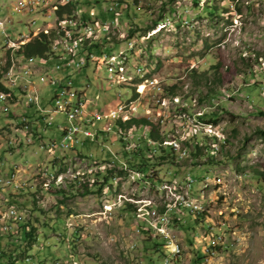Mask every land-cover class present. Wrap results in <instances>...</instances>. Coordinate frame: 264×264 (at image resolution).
I'll list each match as a JSON object with an SVG mask.
<instances>
[{"label": "rangeland", "instance_id": "1", "mask_svg": "<svg viewBox=\"0 0 264 264\" xmlns=\"http://www.w3.org/2000/svg\"><path fill=\"white\" fill-rule=\"evenodd\" d=\"M65 1L50 0L52 14L55 5H63ZM0 2L8 4V0ZM127 3L129 10L111 27L108 43H119L108 47V55L117 56L113 68L97 60L92 63L96 66L91 65L94 72H98L99 65L111 71L114 83L139 89L140 96L128 110V116L139 117L141 114H132L133 110L146 104L149 91L154 90L156 102L147 106L151 113H157V118L146 113L143 116L158 124L167 115L160 124L167 146L172 138H181L185 145L183 140L195 136L199 146L209 148H203L198 157L187 148L185 157L175 155L174 162L160 161L150 167L145 178H134L133 172L137 170L122 164L124 150L133 145L124 149V145L113 144V137H109L103 145L87 140L85 145L76 147L79 153L74 149L51 152L45 142L42 144L47 149L37 143L18 145L13 140L14 130L25 136L29 126L7 128L5 123L0 128V179L3 180L0 181V223H5V219L12 225L9 230L16 233L17 226L7 218L14 208L23 217L22 221L30 217L37 220L38 226V239L28 253L29 260L20 255V260L13 264H154L161 259L154 254L152 245L156 236L154 220L163 216L171 219L170 231L181 247L172 264H264V175L256 174L264 173V0H137L136 3L128 0ZM214 5L216 9L208 13L207 6ZM102 11L104 8H97L98 16H102L99 13ZM6 13L2 9L0 18ZM10 14L14 21L24 19L17 13ZM77 15L75 20L83 25L100 20V17L83 18L80 7ZM55 20L49 24V30L56 29ZM130 29H135L136 37L129 38L133 39L134 48L128 50L129 60L117 65L121 61L119 50L125 48ZM21 31L25 28L19 23L7 28L14 40ZM1 51L5 53V48ZM62 52L59 48L58 54ZM3 60L0 72L8 63L5 55ZM33 61L26 66L31 68L28 69L31 74L38 63L55 64L52 60ZM15 64L21 65L13 62L9 72L16 70ZM139 64L145 65L147 78L136 83L134 79L140 78L136 69L142 68ZM217 64L219 79H215ZM88 68L86 73L92 75V67ZM192 70L197 75L204 74L208 83L201 78L197 84ZM53 76L47 74L48 84ZM149 80L158 82L160 89L145 88ZM172 85L177 86L174 95L166 92ZM77 86L74 83L72 89L79 91ZM39 88L42 96L52 92V88ZM113 91H107L110 98ZM143 91L145 96H141ZM127 95L131 97L125 94L114 101L113 106L118 103L113 109L126 104L127 100L123 99ZM42 96L40 104H43ZM190 100L189 111L183 103ZM203 113L215 114L216 122L200 121L198 114ZM55 121L66 122L62 114ZM55 123L50 127H55ZM127 131L132 135L143 133L134 127ZM55 132L59 138V132ZM212 144L216 145L215 151L210 149ZM145 147L142 143L141 149ZM96 173L111 177L112 184L104 185L100 191H84L83 185L90 187ZM188 174L197 180L190 189L184 179ZM7 178L11 179L10 185L4 182ZM159 182L174 186L173 192L163 191ZM184 196L198 207H190L196 209L191 214L175 205L177 200L186 205ZM126 202L134 205V212L127 210ZM147 229L150 234L146 233ZM213 235H218V239H213L216 252L211 250L209 242ZM196 254L206 255L207 259L194 262Z\"/></svg>", "mask_w": 264, "mask_h": 264}, {"label": "built area", "instance_id": "2", "mask_svg": "<svg viewBox=\"0 0 264 264\" xmlns=\"http://www.w3.org/2000/svg\"><path fill=\"white\" fill-rule=\"evenodd\" d=\"M69 1L76 3L80 7L82 17H103L104 15H97V8H104V14H111L116 20L124 12V7L106 5L105 2H99L94 6H90V9H85L88 5L80 3V0ZM93 1L91 0V3ZM82 6L85 7L82 8ZM2 9L7 11L6 15L2 17V25H0V33L4 42L5 35H11L7 33V28L13 26L15 23L23 24L25 31H29V36H37L41 32H50L49 24L55 18L50 10V0H22L15 3L8 1L6 6L0 2V12ZM13 12L24 17V19L14 21L10 14ZM28 17L31 18L29 19ZM42 26H47L48 28H42ZM102 29H104L103 26ZM86 30L82 29V26L75 27V33L80 34ZM128 38H132V36H128ZM25 43L26 40H23L22 43H16V45L19 47ZM123 43H125V40ZM7 44L9 43H5V45ZM114 45H119V43L97 44L95 48L88 52H78L75 56L56 59L54 65L41 63L39 75H27L26 66L29 65V61H22V71H16V73L6 77V90L3 94H0V121L16 118H32L36 128V135L31 136V139H23L20 137V130H14L13 140L18 145L21 143L38 144V138H44L45 133L49 131L47 138L49 142H54V152L56 148L75 149L79 145H85L87 140L96 145H103L109 137H113V144L118 143L124 145L125 148L132 144L142 143L146 146L145 149L153 148V146L149 145L147 139H139V134H134V138H127V134L119 133V129H115L112 124V114H120V110L113 109V102L122 99L125 94H132L133 91H136V88L124 86L122 83H113L111 71H106L104 67L98 65V72H94L93 66H96V64H92L94 54L110 57L108 55V47H114ZM129 54L126 57H129ZM88 67H92V75L86 73V69H89ZM101 72H104L105 75L101 74ZM47 74L55 75V84L47 83ZM100 75L103 78H100ZM63 83H78L79 91H63ZM42 86H44V89H46L45 87H48V89L52 88V92H47L43 96V104H35L34 89L35 87ZM147 87L149 89H160L158 82L147 83L145 88ZM112 89H114L113 97L110 98L107 95V91ZM154 93V90H150L148 94L153 99L148 97V99L144 100L146 104L136 106L132 114L146 113L157 118V113H151V108L147 106L148 103L156 102V95ZM14 94H21V99H24V108H17V101H15L14 106L9 107V110H2L3 99L14 97ZM141 96H145L144 91L141 92ZM183 106H188L189 111L191 110L190 103H187V101L183 103ZM58 114H62L65 117L66 122L64 124L55 123ZM198 115L203 117L204 113ZM163 121L159 120L158 124L163 123ZM53 123H55V127L54 130H51L49 128ZM55 131L59 132V138L55 135ZM205 133H212V131H205ZM89 154L90 156L92 155L91 153ZM112 155L115 157L113 153ZM122 164L128 165L126 161ZM148 172L149 168L146 172L142 171L138 175L140 178H145ZM10 175L12 176V173ZM184 179L194 184L197 181L194 176H190L189 174ZM0 181L3 182L2 179ZM4 182L10 185L11 179L7 178ZM175 205L191 210L189 204L181 205L180 201H175ZM7 216L17 226V220H12L10 213H7ZM3 220L5 223H0L1 235L8 233L10 227H12L5 219ZM154 228L156 229V233L164 239V255L157 264H170L175 258H173V252H166V245H170V241L165 236L166 222L154 220ZM213 239H218V235H213L212 239H209L212 247H214ZM176 248L173 247V251H176ZM205 259H207L206 255H204V261Z\"/></svg>", "mask_w": 264, "mask_h": 264}, {"label": "trees", "instance_id": "3", "mask_svg": "<svg viewBox=\"0 0 264 264\" xmlns=\"http://www.w3.org/2000/svg\"><path fill=\"white\" fill-rule=\"evenodd\" d=\"M127 1L128 0H104L105 3H109V2L120 3L124 7V10H123L124 12L128 11L130 8V4H128ZM79 2L87 4L88 7H90V6H94L95 4L99 3L100 1L94 0L92 2L93 4L91 3V0H80ZM133 2L136 3L137 0H133ZM55 6L56 7H55L54 15H55L56 22H57L56 24L58 25L56 27V29L49 30L50 32H48V33H45V32L39 33L37 36H34L33 39H31L29 42H26L25 44L19 46L16 50H10V49L7 50L5 57L7 59V62H8L7 65L8 66H9L11 58H19L23 61L33 60V58L38 59V60H47V61L52 60V61H54L56 59L61 58L60 55H56V52L53 51V42L57 38L64 36L65 30L68 28V23L70 20L78 18L77 11L79 9V6L74 2H70V3L64 4V5L56 4ZM207 7H208L207 9H209L208 13H212L216 9L215 5L214 6H207ZM99 13L101 15H104L103 17H100V19H102V20L114 18L113 15L104 14L103 11L99 12ZM85 19H89V17H85ZM134 33H135V29H130L128 36L136 37L134 35ZM56 34H57V36H56ZM128 36H127V38H128ZM99 41H98V43L89 47L88 51L95 48L97 46V44L108 43L109 38H108V36H106V37L104 36V37L100 38ZM149 51H151V50H149ZM96 55H101V54H96ZM30 58H32V59H30ZM7 65H6V67L2 68V71L0 72V79L4 76V72H6L8 70ZM139 65L145 71V65L144 64H139ZM215 67H216L215 79H219L220 75L218 74L219 72L217 70L218 64L215 65ZM106 71H108V70L106 69ZM191 75L194 77H197V80H195V82L197 84L199 83L201 78L204 79L206 84L208 83L206 81L207 77H205L204 74L197 75L195 70H192ZM145 78H147V74L145 75ZM134 81H136V83L137 82L139 83L140 81H142V79L137 78V79H134ZM128 87L136 88V91L132 92L131 97L127 95L129 97L128 100L130 99V101H132V100L138 99V97L140 96L139 89L136 86H128ZM176 88H177L176 85H172V86L166 88V90H167L166 92L168 94L174 95V93L176 92ZM5 90H6L5 84L3 82H0V91L4 92ZM14 97H16V94H14ZM189 103L191 104V100L189 101ZM140 114L141 115L139 117L127 115V117L125 116V117L120 118V119H112V121H113L114 128L119 129V133H125L126 134L127 130H129L132 127L137 129V131L139 130L141 132L143 131L144 128H145V130H148L147 131V137H149L152 140L151 143H156L157 145L153 146V148H151V149H147V148L141 149V144H132L133 146L131 147V149L135 148L134 150H131V149L127 150L124 147V149H126V150H124V158H125V161L128 163V167L129 166L133 167V170H138L140 172H142V171L146 172V170H148V168H149V172H150V167L152 165L159 164L160 161L164 162L166 160H169L170 162H174L175 152H173V150L170 149L171 147L167 146V144H164V146L158 145V144L164 143L166 141L164 138L165 137L164 134L161 132L160 124H156L155 120H153L151 117H144L143 113H140ZM208 115H209V118L205 119V117H207ZM214 116H215V114H211V113L207 114L206 113L203 115V117L202 116L198 117V119L200 121L216 122V120L213 118ZM7 120H9V122L14 120L17 123H20V125L22 127H23V125H25V123L22 121L21 118L7 119ZM2 121H4V120H1L0 123L3 124ZM27 124L29 125V131L33 132V135L35 136L36 135V129L34 126L35 124L32 125L31 122H28ZM30 126H32V127H30ZM4 127H5V125H4ZM143 138L146 139L145 137H143ZM212 138H213V140L216 139L215 136H213ZM183 142L187 148L191 149L190 153L194 157H198L200 154H202L203 148H205V147L209 148V147H207V145L206 146L205 145L199 146V143L196 140L195 136H192L191 138H189L187 140H183ZM213 145H215V144H212V148H210L211 151L213 149ZM130 146H128L127 148H129ZM79 150L80 149L75 148L73 151L79 153ZM150 158H154V159H150ZM123 169L124 168H122V170ZM256 174L258 176L264 175L263 172H258V171ZM96 175H97L96 180L91 184L90 187H88L85 184L83 185L84 191H86L88 193L94 192V191H100L104 185H106V184L111 185L112 184L111 177H108L107 175H103V174L100 177L99 173H96ZM263 178H264V176H263ZM159 180H160V178H159ZM159 183H161V182H159ZM93 186H96V187L94 188ZM94 189H96V190H94ZM126 207H127V210H129V211H133V212L135 211V207L131 203L126 202ZM189 211H190L189 214H191V210H189ZM17 222H18V224H17L16 233H12L11 231H9L8 234L1 235V237H0V264H13V263L17 262L18 260H20V258H19L20 255H23V258L25 260H29L28 259L29 258L28 253L33 248V246L35 245V243L38 239L37 220L28 217V219H26V220H23V221L17 220ZM154 232L156 234V236H154V238H153L154 241L152 244L154 252H155L154 254H158L157 258L162 259L163 255H164L163 254L164 239L159 234H157L156 231H154ZM146 233L150 234L151 233L150 229H147ZM211 247H212V245H211ZM217 249L218 248L216 246L211 248V250H213L215 252L217 251ZM195 256H197V257H195L196 260L194 262H197L198 260H201V261L204 260L203 254L201 256H198L196 254ZM158 262L159 261H157V263ZM157 263H154V264H157Z\"/></svg>", "mask_w": 264, "mask_h": 264}, {"label": "bare ground", "instance_id": "4", "mask_svg": "<svg viewBox=\"0 0 264 264\" xmlns=\"http://www.w3.org/2000/svg\"><path fill=\"white\" fill-rule=\"evenodd\" d=\"M70 2L71 1L66 0L65 4L70 3ZM110 3H111L110 5H116L117 7H123L120 3H117V2H110ZM99 22H101L100 25H99ZM115 22H116V19L114 17V18H111L110 22L102 23V20L100 19L99 21H97V23H91V24L87 23V24L83 25V24H79V22L77 20L72 19L68 23V28L65 30L64 36H61V37L57 38L55 40V42L53 43V51L58 53L59 52V48H61V50L63 51L62 52L63 53V55H62L63 57L75 56V55L78 54V52H88L87 48L92 46V45H94V44H96V43H98L100 38H102L104 36L105 37L108 36V38H110L112 23H115ZM0 25H2V19L1 18H0ZM76 26H82V29H87V30L85 32L80 33V34L79 33H75V27ZM102 26H103L104 29H102ZM27 36L30 37L29 36V31L18 32V38L16 40L12 39L10 37V35H5V42L3 41V44L5 45V43H9V44L5 45V47H7L10 50H16L18 48V45H16V43H22L23 40H26V42H29L33 38V37L32 38H27ZM56 36H57V34H56ZM134 44L135 43H134L133 39H129V38L126 39L125 48L124 49L121 48V50H119V54L121 55L120 56L121 57V61H118L117 65L120 64L124 60H129L130 57H126V56L128 55V52H129L128 50H131V49L134 48ZM116 58H117V56L116 57H113V56H110V57H105V56L97 57L96 54H94V56L92 57V63H94L97 60L98 61H105V62H107V63H109L111 65L110 67L112 69L113 68V64L116 61ZM30 59H32V58H30ZM33 59H35V58H33ZM36 60H38V59H36ZM54 61H56V60H54ZM3 67H6V66H3ZM8 68H9V66L7 67V69ZM136 71H137V75H139V77L142 80H146V78H145L146 72H144V69L139 67V68L136 69ZM26 74L30 75V72L28 70H26ZM149 82L150 83H154V80H149ZM113 83H114V81H113ZM51 84H55V77H51ZM72 85H74V83H66L65 85H63V91H76V90L72 89ZM5 99H3V100H5ZM36 100H37V98L34 95V102ZM123 100H127V103L118 105V107L114 109V110H120V114H112V119H120V118H123L125 116L127 117L128 110L132 107V105L135 102V100H132V101H130V99L128 100V97L123 99ZM166 117H167V115H163V118H161V120H165ZM185 117L186 116L184 115V118ZM22 121L25 124H27L28 119L27 118H22ZM17 126H19V128H22L20 123L17 124ZM147 131L148 130H145V128H144L143 129V133L141 135H139L140 136L139 139H142L143 137H145L147 139V141L149 142V145H152V146L157 145L156 143H151L152 140L149 137H147ZM162 133L164 134L165 132L163 131ZM126 134H127V138H129V136H133L134 137V135H132V133L130 131H127ZM174 139H176V140H174ZM164 144H167L166 141L164 143H160L158 145L159 146H164ZM42 145L43 144H41V146ZM169 145L171 147L170 149H172L173 152H175V155L177 156V158H179V157L183 158V156L186 155L187 147L185 145H183V143L181 141V138L176 137V138L170 139L169 140ZM215 147H216V145L213 146V150L215 149ZM44 149H47V147L45 148V146H44ZM48 149H49V151L54 152V143L49 144ZM56 150L67 151L69 149L56 148ZM138 173H140V172H138V170H137V172L136 171L133 172L134 178H140ZM190 176H192V175H190ZM185 184H187V186L189 188V187H192L194 183L190 182V181H186ZM173 187L174 186L169 185L168 182L167 183L166 182H162L161 185H160V188L163 191L168 192L170 194L173 192ZM182 199H183V201L186 202V205L189 204V207H193V209H194V207H196V206H194V203L192 204V201L190 202L188 199H186V196H184ZM197 208L198 207H196V209ZM9 213H10V217L13 218V219L15 217H17L18 220H22L23 219V217L21 215L19 217V214L17 213V211L14 208L11 209L9 211ZM170 220L171 219H169L168 216H163L162 219H161L162 222H166L165 236L170 241V245H166V252H173V258H175V257L179 256V254L181 253V247L177 243L174 234H172L171 231H170L172 229V228L170 229V226H171L170 225L171 224ZM173 247H177L176 251H173ZM170 264H172V262Z\"/></svg>", "mask_w": 264, "mask_h": 264}, {"label": "crops", "instance_id": "5", "mask_svg": "<svg viewBox=\"0 0 264 264\" xmlns=\"http://www.w3.org/2000/svg\"><path fill=\"white\" fill-rule=\"evenodd\" d=\"M9 1V0H8ZM98 15V14H97ZM2 48H5V53H3L1 50H2ZM6 50H9L7 47H5V45L3 44V40L2 41H0V64L1 63H3V56L6 54ZM59 53V52H58ZM58 53H56V55H60L61 56V58H63V53H61V54H58ZM97 57H100V56H102V55H96ZM34 60V59H33ZM33 60H27V61H29V63H32V62H34ZM7 61V60H6ZM22 61L23 60H21V59H18V58H11L10 59V63H9V68L10 67H12L13 66V62H19V63H21V65L19 66V67H16V64L14 65V68L16 69V70H10V72L7 70L6 72H4V76L0 79V82H3L4 84H5V81H6V77L7 76H9V75H11V74H14V73H16V71H22ZM43 61H45V60H39L38 62H43ZM8 64V63H7ZM40 63H38V65H35V68H34V71H33V73L31 74V72L29 71L31 68H27L26 70H28L29 72H30V75H39V70H41V65H39ZM29 66V65H28ZM53 77H55V75L53 76ZM49 83V82H48ZM66 83H63V85H65ZM78 84V83H77ZM79 85V84H78ZM78 87V89H79V86H77ZM36 92H38V94H36ZM41 92H42V89H40L39 87H35V89H34V95L36 96V98H37V100L34 102L35 104H40V96H42V94H41ZM4 92H2V91H0V94H3ZM43 97V96H42ZM106 97V96H105ZM15 101H17V108H22V106H23V108H24V103L23 102H21L22 101V99H21V94H16V97H8V98H6L5 100H3V103H2V110H9V105H12V106H14V104H15ZM20 102H21V105H20ZM116 104H117V102H116ZM115 104V105H116ZM114 105V106H115ZM8 106V107H7ZM113 106V107H114ZM22 119V118H21ZM28 119V121H32L31 122V124L33 125L34 124V122H33V119L32 118H27ZM4 123L2 124V123H0V128L1 129H3L4 128V125H6L5 123H7V128H8V126H14V127H18L17 126V124H19V123H14L15 121L14 120H12V121H10L9 122V120H4L3 121ZM12 123H13V125H12ZM28 123V122H27ZM2 125V126H1ZM26 125V129H28V124H25ZM51 126H53V124L51 125ZM30 127H32V126H30ZM36 129V128H35ZM49 129H51V130H54V127H50ZM26 132V135L25 136H22L21 134H20V137H22L23 139H30V138H28L29 137V135L30 134H32L33 135V132H29V129H28V131H25ZM34 136V135H33ZM40 139V140H39ZM38 139V145H41L43 142H45L46 144H51V143H54V142H49V140H48V138H47V141H44L45 139L44 138H39ZM9 145H11L10 144V142L8 143ZM12 145H14V144H12ZM48 151H49V149H47ZM9 174V173H8Z\"/></svg>", "mask_w": 264, "mask_h": 264}]
</instances>
